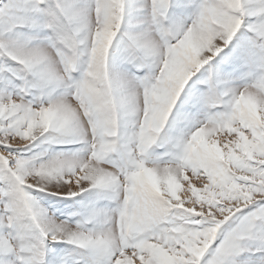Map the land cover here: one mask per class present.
I'll use <instances>...</instances> for the list:
<instances>
[{
    "label": "snow or ice",
    "instance_id": "6c2138e0",
    "mask_svg": "<svg viewBox=\"0 0 264 264\" xmlns=\"http://www.w3.org/2000/svg\"><path fill=\"white\" fill-rule=\"evenodd\" d=\"M0 264H264V0H0Z\"/></svg>",
    "mask_w": 264,
    "mask_h": 264
}]
</instances>
